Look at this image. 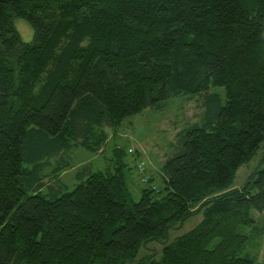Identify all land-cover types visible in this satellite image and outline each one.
I'll list each match as a JSON object with an SVG mask.
<instances>
[{
    "label": "trees",
    "instance_id": "16d2710c",
    "mask_svg": "<svg viewBox=\"0 0 264 264\" xmlns=\"http://www.w3.org/2000/svg\"><path fill=\"white\" fill-rule=\"evenodd\" d=\"M200 94L204 121L179 132L162 186L148 179L138 201L121 157L72 189L44 184L59 152L95 153L106 126ZM263 211L264 0H0V264H264L243 254ZM152 241L161 254L138 259Z\"/></svg>",
    "mask_w": 264,
    "mask_h": 264
},
{
    "label": "rangeland",
    "instance_id": "374dc122",
    "mask_svg": "<svg viewBox=\"0 0 264 264\" xmlns=\"http://www.w3.org/2000/svg\"><path fill=\"white\" fill-rule=\"evenodd\" d=\"M15 26L24 41L33 39V27L26 19L16 18ZM212 90L222 92V104H225V87L213 86ZM205 104V94L192 98L188 96L172 97L162 103L159 108L149 107L142 113L127 118L116 130L106 126L108 141L101 150L92 153L76 146L72 150L59 152L43 168V182L46 187L55 190L60 188L59 185L72 189L81 180L78 173L85 171V168L94 170L112 168L113 164L116 165L118 161L116 158L121 157L126 164L125 169L134 200L138 201L141 197V188L145 186L148 179L152 178V185L162 186V165L177 151L179 132L189 125L200 124L204 121L207 109ZM116 146L122 149L120 156L114 151ZM261 157L262 150L249 163L238 169L234 182L235 187H242L246 184L251 174L263 165L260 163ZM45 159L46 157L41 162H44ZM60 162L64 168L58 173L59 176L54 175L57 164ZM138 163H143L142 171H138ZM25 164L32 165L34 163L26 162ZM255 217L260 231L249 239L243 254H251L257 256L260 261H264V211L256 213ZM201 219L202 214H195L188 218L183 226L177 225L170 230V240L172 241L175 237L195 227ZM251 231L252 229H249V233ZM165 243L163 241L149 242L142 248L138 259L149 254L159 256Z\"/></svg>",
    "mask_w": 264,
    "mask_h": 264
},
{
    "label": "built area",
    "instance_id": "2783aa9c",
    "mask_svg": "<svg viewBox=\"0 0 264 264\" xmlns=\"http://www.w3.org/2000/svg\"><path fill=\"white\" fill-rule=\"evenodd\" d=\"M139 164V165H138ZM137 165L139 166L137 169H139L138 171H142L143 170V163H138ZM147 180V178H146Z\"/></svg>",
    "mask_w": 264,
    "mask_h": 264
},
{
    "label": "crops",
    "instance_id": "0c3cea01",
    "mask_svg": "<svg viewBox=\"0 0 264 264\" xmlns=\"http://www.w3.org/2000/svg\"><path fill=\"white\" fill-rule=\"evenodd\" d=\"M161 173H162V171H161Z\"/></svg>",
    "mask_w": 264,
    "mask_h": 264
}]
</instances>
